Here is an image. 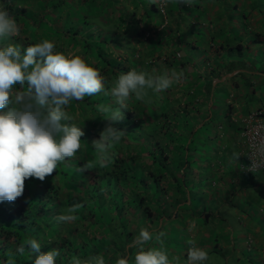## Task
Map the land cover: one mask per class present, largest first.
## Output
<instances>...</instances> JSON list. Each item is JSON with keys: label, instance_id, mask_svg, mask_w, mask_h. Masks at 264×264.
Wrapping results in <instances>:
<instances>
[{"label": "trees", "instance_id": "16d2710c", "mask_svg": "<svg viewBox=\"0 0 264 264\" xmlns=\"http://www.w3.org/2000/svg\"><path fill=\"white\" fill-rule=\"evenodd\" d=\"M197 1L193 6L180 0H165V5L162 0H0V8L20 27L18 36L0 41V45L12 43L23 53L29 45L50 40L55 51L86 59L105 81L104 91L73 100L67 109L71 117L67 123L85 133L76 156L60 163L44 181L26 180L23 195L14 202H0V264L9 260L32 264L26 241L33 238L41 244V252L55 249L60 253L56 264L97 254L104 256L106 264H116L121 257L130 258L132 264L137 250L129 245L142 228L154 237L146 250L160 246L155 235L163 232L161 240L172 264H187L189 241H194L190 235L193 224L208 232V239L202 242L209 245V255L216 256L212 264L226 262L228 253L218 241L230 243V218L220 219L221 210L215 211L230 204V162L219 151L230 143L227 139L224 144L216 142L214 122L207 121L213 111L202 98L211 84L195 87L201 77L191 74H197L188 68L191 58L182 57V48L193 47L187 40L192 33L184 35L182 30L186 14L200 20L199 13H204L207 20V7H219V15L226 12L227 23L217 19L212 37L226 47L227 54L216 61L221 76L243 68V64L264 68V54L251 60L241 41L232 43L245 28H230V0ZM254 1L253 10L263 14L264 4ZM235 10V19L241 20L243 12ZM175 19L173 28L170 21ZM171 50L172 57L161 60L165 51ZM143 61L148 73L161 74L173 68L182 72L184 79L159 93L149 90L143 101L134 96L128 101L127 109L122 110L124 119L113 124L126 135L111 149L108 165L100 167L92 142L108 125L109 114H102L99 106L119 108L106 93L120 74L138 70ZM12 107L10 104L3 111ZM244 162L245 146L237 175L264 179L262 172L242 170ZM85 163L93 167L80 173L78 169ZM222 164L227 169L224 174L215 169ZM73 205H80L75 222H58L56 217ZM21 245L25 247L23 255L17 252Z\"/></svg>", "mask_w": 264, "mask_h": 264}, {"label": "clouds", "instance_id": "9594fccd", "mask_svg": "<svg viewBox=\"0 0 264 264\" xmlns=\"http://www.w3.org/2000/svg\"><path fill=\"white\" fill-rule=\"evenodd\" d=\"M191 0H180L189 4ZM20 27L6 9L0 8V41L18 36ZM50 40L29 45L23 53L12 43L0 45V202H14L21 197L25 181L35 178L44 181L51 176L58 165L66 159L74 158L81 149V137L85 135L81 127L67 123L70 102L81 101L105 90L104 77L86 59L75 54L55 51ZM184 79L176 70L152 74L144 70L130 69L122 73L110 87L108 93L119 108L110 110L99 106V111L108 113V125L92 145L98 154L96 163L106 167L110 162L111 149L126 135V132L113 126L124 119L123 111L134 96L143 101L148 91L159 93L169 89L174 83ZM17 85L19 88H17ZM8 111H3L9 105ZM255 152L264 159V139L254 145ZM93 167L83 164L78 171L83 173ZM80 205H73L64 214L56 217L58 222H75ZM155 235L159 247L145 248L153 241V234L141 229L129 247L137 251L132 264H172L168 251L161 238ZM32 264H56L60 253L52 249L41 252V244L36 239L26 241ZM187 250V264H204L208 252L190 240ZM17 252L21 255L25 247ZM178 260V257H174ZM6 264H12L9 260ZM70 264H106L102 254L86 259L74 257ZM116 264H130V258H118Z\"/></svg>", "mask_w": 264, "mask_h": 264}, {"label": "crops", "instance_id": "0c3cea01", "mask_svg": "<svg viewBox=\"0 0 264 264\" xmlns=\"http://www.w3.org/2000/svg\"><path fill=\"white\" fill-rule=\"evenodd\" d=\"M254 2V0H243V16L241 20H237L238 23H242V25L237 24V26L241 29L245 28L241 36L248 38L241 43L251 60L257 59L260 53L264 54V13L262 14L256 8L253 10ZM201 10L206 9L202 7ZM218 12L219 7L215 9L207 7V14H205L208 17L207 20H204V13H199L200 20L193 19V17L192 22L185 20L182 25L183 33L184 35L188 31L192 33V36H189L187 40L193 45V49L199 48L198 42L201 43L199 48L201 58L195 61L192 55H190V60L183 54L182 57L184 56L187 61L191 62L188 68L197 71L198 75L194 72L191 74L194 77L195 75L201 77V79L199 78V85H195V87H202L205 82L211 84L210 89L205 92L206 96L202 98V101L205 99L206 108L213 111L207 117V121L213 122L214 119L223 118L226 122L225 130L222 129V123L215 122L213 124L216 130L217 125L221 124L219 129L225 131V138L230 143L229 147L225 149L220 147L219 149L220 154L227 156L226 158L230 162V169L228 170L230 171V204H226L215 211L217 213L221 210L217 215L220 219L230 218V228L227 230L230 232V243L227 244L224 241H218V243L228 253L226 262L231 260L237 264H255L259 260L261 264H264V179L255 176H239L236 173L237 164L241 159L242 152H244V139L241 133L244 125L242 120L258 110L264 112V68H253L249 63L243 64V68L240 67L230 74L220 75L222 70L217 68L216 61L220 59V56L227 54L226 47L222 40H215L212 37L217 31L216 20H220L221 17V21L227 23V17L226 12L220 15ZM177 20L175 19L173 28ZM178 53L177 51L176 55ZM172 55L173 50L165 51L161 60H164L165 57L171 58ZM143 63L145 62H141L142 65L138 70L144 69ZM169 70H173V68ZM201 92L204 91L201 90ZM222 113L225 114L222 115ZM212 130L214 131V129ZM215 134L218 135L217 132ZM223 165L215 168L216 170L221 169L222 174L227 171V169H223ZM234 192H237V195L233 194ZM234 212L238 213L246 225L248 232L246 236L239 235L237 231L240 229L232 227L231 222L235 223ZM190 235L198 247L206 251L209 249V245H204L202 242L204 239H208L206 229L195 228V224H193ZM244 237L247 238L246 246L243 245ZM254 251H256L257 256L250 258L249 253ZM208 258L207 261L210 264L217 260L216 256H211L209 253ZM253 260H255L254 263Z\"/></svg>", "mask_w": 264, "mask_h": 264}, {"label": "rangeland", "instance_id": "374dc122", "mask_svg": "<svg viewBox=\"0 0 264 264\" xmlns=\"http://www.w3.org/2000/svg\"><path fill=\"white\" fill-rule=\"evenodd\" d=\"M263 4H264V0H260ZM221 2H223V1H221ZM165 3V0H162V5H165L164 4ZM191 3H192V5L194 6V5H198V1L197 0H191ZM210 3H212V0L211 1H209V4ZM230 5L232 6L231 7V11H230V13H231V22H230V28L232 27V29H234V31L236 30V31H238V30H240L241 28L240 27H237V26H235L234 24H233V22L235 23V24H240V25H242V23H238V21H237V19H235L236 17H237V15H236V10H235V7H237L240 11H242L243 12V10H244V6H243V0H237V1H235V0H230ZM242 8V9H241ZM177 9H176V13H177ZM176 13H175V15H176ZM239 17V16H238ZM186 19L187 20H189L190 22H192V14H186ZM175 20H173V21H170V23H172V25L175 23L174 22ZM233 31V32H234ZM243 31H245V30H241V31H239V34H240V32L242 33ZM152 34H153V32H152ZM151 34V35H152ZM238 34V38L236 39V40H234V42L232 41V43H235V44H239L238 42H244L245 40H246V38H248V37H242L241 36V34L239 35ZM231 41V40H230ZM193 42V41H192ZM197 42V41H196ZM198 44H199V48H200V42H198ZM199 48H197V49H193L192 47H190V46H188V47H185V48H182V54H184L185 55V57H187V58H190V55H192V57H194L195 58V61L196 60H199L201 57V53H200V51H199ZM203 63H204V61H203ZM225 113H222V115H224ZM220 119V120H219ZM219 119H217V120H215L214 119V123L215 122H218V123H222L223 125H222V129L223 130H225V125H226V122L224 121V119L223 118H219ZM213 123V124H214ZM211 124V123H210ZM214 128H212V129H214V131L215 132H217L218 133V136H216L215 137V141L216 142H218V141H220L221 143H223L224 144V142H226V138H225V131H223L222 129L220 130L219 129V126H221V124L220 125H217V130L215 129V126L214 125H212ZM213 131V132H214ZM223 132H224V134H223ZM223 134V135H222ZM220 135H222V138H221V136ZM220 136V137H219ZM221 138V139H220ZM233 217L235 218V223L234 222H231V224H232V227L234 228V229H237V228H239L240 230H238L237 232H238V234L239 235H242V236H246L247 234H248V232H247V227H246V225H244V223H243V221L241 220V218H240V216H238V213L237 212H234L233 213ZM246 242H247V238L246 237H244V239H243V245H245L246 246ZM243 247V246H242ZM252 248V247H251ZM255 256H257V253H256V251H254V252H250L249 253V257L250 258H254ZM255 262V260H253V263ZM220 264H237V263H235V262H233V261H231L230 260V262H220ZM255 264H261V262L258 260V262H256Z\"/></svg>", "mask_w": 264, "mask_h": 264}, {"label": "built area", "instance_id": "2783aa9c", "mask_svg": "<svg viewBox=\"0 0 264 264\" xmlns=\"http://www.w3.org/2000/svg\"><path fill=\"white\" fill-rule=\"evenodd\" d=\"M180 56V54H179ZM243 139L245 146V162L241 164L246 172H262L264 174V159L256 154L254 145L264 139V112L258 110L242 120Z\"/></svg>", "mask_w": 264, "mask_h": 264}]
</instances>
